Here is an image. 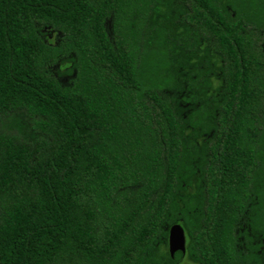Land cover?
Wrapping results in <instances>:
<instances>
[{
    "label": "trees",
    "instance_id": "16d2710c",
    "mask_svg": "<svg viewBox=\"0 0 264 264\" xmlns=\"http://www.w3.org/2000/svg\"><path fill=\"white\" fill-rule=\"evenodd\" d=\"M181 259L264 264V0H0V264Z\"/></svg>",
    "mask_w": 264,
    "mask_h": 264
},
{
    "label": "water",
    "instance_id": "95a60500",
    "mask_svg": "<svg viewBox=\"0 0 264 264\" xmlns=\"http://www.w3.org/2000/svg\"><path fill=\"white\" fill-rule=\"evenodd\" d=\"M178 251L186 252V233L180 224H173L168 233V252L173 257Z\"/></svg>",
    "mask_w": 264,
    "mask_h": 264
},
{
    "label": "rangeland",
    "instance_id": "374dc122",
    "mask_svg": "<svg viewBox=\"0 0 264 264\" xmlns=\"http://www.w3.org/2000/svg\"><path fill=\"white\" fill-rule=\"evenodd\" d=\"M178 264H193V263L188 259H181Z\"/></svg>",
    "mask_w": 264,
    "mask_h": 264
}]
</instances>
